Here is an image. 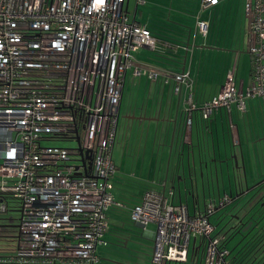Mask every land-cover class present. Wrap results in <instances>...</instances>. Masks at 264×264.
I'll list each match as a JSON object with an SVG mask.
<instances>
[{"label": "built area", "instance_id": "1", "mask_svg": "<svg viewBox=\"0 0 264 264\" xmlns=\"http://www.w3.org/2000/svg\"><path fill=\"white\" fill-rule=\"evenodd\" d=\"M125 3L0 0V214L18 215L14 245L0 249V264L97 261L110 209L125 208L114 199L109 179L116 173L112 152L128 70L151 81L170 78L172 92H184V138L196 109L207 121L218 110L229 112L232 104L243 111L247 99H264V0H247L244 6L252 85L237 88L231 70L220 91L199 108L188 72L135 60L134 52L154 49L157 41L145 26L129 20ZM208 27L206 21L196 23L203 36ZM53 139L76 145L46 144ZM227 201L224 195L219 204ZM213 210L209 203L192 214L187 205L148 189L128 213L142 229L154 226L151 264L186 263L191 238L201 242L204 264H229L209 222Z\"/></svg>", "mask_w": 264, "mask_h": 264}, {"label": "crops", "instance_id": "2", "mask_svg": "<svg viewBox=\"0 0 264 264\" xmlns=\"http://www.w3.org/2000/svg\"><path fill=\"white\" fill-rule=\"evenodd\" d=\"M202 1L196 0L195 21L196 23L198 20L206 21L209 24L208 31L205 36L201 34L203 36L202 45L194 44L192 46L194 55L190 61L186 60V54L185 62L180 67L182 68L184 65V72H188V76L193 82L191 92H193V101L197 104V108L201 102L210 100L220 91L227 73L236 64L238 66L242 53L247 54V61H244L243 56V66L240 71H234L235 85L243 91L252 85L250 55L247 50L248 26L244 13L247 0H217L214 5L207 7L203 6ZM159 4L166 6L167 0H161L157 4L159 8H164ZM156 15L152 18L153 24L157 23ZM128 18L140 25L148 26L137 20L136 16L133 18L128 14ZM217 19L218 24L215 29L214 22ZM221 42L224 45H221ZM173 47L174 45L163 40L158 41L153 49V59H149L147 63L157 67L166 64L168 67L173 66L175 70L182 72L178 63L168 61L166 58L167 55L178 52L183 60L185 50L179 47L174 52ZM196 47H199V51L195 54ZM190 48L191 46L189 50ZM216 56H218L217 59H221L220 67L214 65L213 59ZM136 77H138L137 82L134 79ZM132 79L134 80H132L131 94L134 97L132 103L134 107L128 108L124 112V119L130 127V135L126 142L127 150L125 149L124 152H128L132 159H141L143 164L148 163V168L151 167L152 185L148 189L159 191L164 195L167 191L168 201L187 205L188 211L193 214L201 211L209 198L217 199L223 193L234 196V193L237 192L236 189L242 186L245 191L247 187H251L258 176L264 175V100L260 97L247 99L243 111H239L232 104L229 112L225 109L218 110L207 121L200 118L197 109L194 110L192 113L193 122L184 138L182 133L185 120L183 109L186 103L184 92L180 95L174 94L170 78L167 82L165 79L151 81L141 74L133 76ZM122 95L123 88L121 100ZM139 95L143 97L141 102L137 99ZM121 100L118 105L119 116ZM230 122L234 125L232 131L229 130ZM132 128L136 134L133 133ZM123 141L124 138L119 139V143ZM190 153L192 154L190 155ZM122 156L124 153L121 152ZM114 163L116 172L120 171V166H117L116 161ZM223 163L227 167V181L224 178ZM187 165H189V170ZM205 165L208 169L205 168ZM229 168H231L232 174ZM209 170L211 172L216 170V177L213 174L211 177L207 176ZM243 171L246 174V179L243 178ZM189 177L197 183V188L189 185ZM181 179L183 184H181ZM199 184L201 190L198 188ZM183 188L185 194H183ZM189 195L193 199L192 209L188 206ZM200 197L203 199V206L198 205ZM115 200L124 205V202L116 197ZM122 211L117 207L110 209L107 231L113 234L130 227L131 232L141 237L142 235L138 231L140 225L137 224L138 227L133 228L128 222L120 221L118 214ZM127 218L130 222L129 214ZM150 228L152 231L147 232L151 236L154 226L151 224ZM145 234L148 235V233ZM136 240L135 244H138L139 239L136 238ZM136 252L140 257L139 248ZM188 253L190 258L186 263L181 264H204L202 245L198 238H191Z\"/></svg>", "mask_w": 264, "mask_h": 264}, {"label": "rangeland", "instance_id": "3", "mask_svg": "<svg viewBox=\"0 0 264 264\" xmlns=\"http://www.w3.org/2000/svg\"><path fill=\"white\" fill-rule=\"evenodd\" d=\"M161 0H128V7H127V12L130 16L135 15L137 20L143 22L144 24L148 25L150 28H154L153 26V21L152 18L155 17L156 15V22L159 24L163 25H170L173 27L171 22H168L163 19H168L169 14H171V19H175L178 17V14L175 12V10L170 11V0H167V5L163 6V4H159L164 8H159L157 4ZM138 2V3H137ZM137 3V5H136ZM221 4V3H220ZM219 4V5H220ZM135 5H136V10H135ZM172 5L176 7V5H179L178 0H173ZM174 9V8H173ZM183 11H186L181 19L183 21V24L186 26V32L189 31V39H190V50L189 47L187 48V59L189 60L192 58L194 54L193 52V45H202L203 44V36L198 32L196 35V21L195 17L196 15L195 10H196V0H183L182 4V9ZM142 12V14H139ZM150 17V19H148ZM215 21V20H214ZM218 24V19L216 22H214V27L215 29L217 28ZM180 28V27H179ZM155 37L159 41H164L163 34L159 29H154ZM196 36V37H195ZM196 38V39H195ZM195 39V40H194ZM221 45H224L223 42H221ZM189 50V51H188ZM154 50L151 51V49H140L138 52H134L133 55L137 60H141L143 62H149V59H153V53ZM197 51H199V47L195 48L194 53L196 54ZM170 55V54H169ZM243 56H244V61H247V54L242 53L241 58L239 59L238 66L232 67V69L239 70L243 66ZM218 56H216L213 59L214 65L217 67H220V61L221 59H217ZM231 69V70H232ZM133 73L130 70L127 71L126 73V80L123 86V95H122V100L120 104V116H119V121H118V127H117V135H116V142L114 145V150H113V155L112 159L113 162L116 161L117 166H120V171L116 172L115 175L110 177L109 183L111 184L110 191L115 199V197L122 202H124L125 208L122 209L123 211L118 215H120V221H126L130 224L128 220V210L129 207L136 204L140 197L142 196L143 192L148 190V187L152 185V174L151 172V167L148 168V163H144L141 159H132L131 155H129L128 152H124L126 148V142L129 138V124L126 123V119H124L125 111L128 108L134 107L133 99L134 97L132 93V80L135 79V82H137V78L132 79ZM137 99L141 102L143 97L141 95L137 96ZM264 100L263 98H260ZM133 133L136 134V131L134 128H132ZM132 134V132H131ZM144 135V133H143ZM141 134V137L143 136ZM140 137V138H141ZM206 137V136H204ZM123 139L124 141L122 143H119V139ZM47 145H54V146H59V147H64L68 149H73L76 145V143L72 140L69 139H53L52 141H48L46 143ZM122 147V148H121ZM123 149V150H122ZM121 152L124 153V156L121 157ZM225 167L224 171V178L227 181L228 176H227V167L226 164H222ZM153 171V168H152ZM229 171L231 173V168H229ZM232 174V173H231ZM157 176V175H156ZM211 177V175H210ZM181 184H183V180L181 179ZM199 190H201L200 184L198 185ZM182 190V188H181ZM183 194L184 188H183ZM168 193L166 191L165 197H167ZM183 196V195H182ZM189 203L188 206L190 209H192L193 206V199L189 195ZM136 202V203H135ZM203 199L200 197L198 200V205L203 206ZM110 213V211H109ZM108 213V215H109ZM13 218L15 219L12 221L10 227H3L8 223V219ZM228 218V215L225 214V211H218L216 214L210 216L211 223L213 226L216 227V230H214V234L220 231L222 234V229H224V224L226 222V219ZM18 223V215L15 212H9L7 214H0V234H6L7 237L5 240L0 241V247H5V246H13L14 243L11 241L12 237L15 236L14 232V225H17ZM128 223H125L127 226H130ZM234 222L232 221V225ZM135 228L138 227L134 225ZM151 224L146 226L144 229H138L140 234L142 235L141 237L138 236L139 243L135 244L137 241L134 233H132L129 228L126 230H123L121 232H116V233H109L108 231L105 232L103 236V244H101L97 248V254H99V260L96 264H150V255L152 252L153 248V242L150 236V233L147 231H152L150 228ZM148 233L146 235L145 233ZM220 235V234H219ZM221 236V235H220ZM237 237L232 236L231 238L228 239L227 241V246L229 249L233 250L235 247V244H237ZM140 249V257L135 260L132 259L135 256L139 255L136 250ZM136 252V253H135ZM133 256V257H132ZM190 257H188L189 259ZM119 261L123 263H119Z\"/></svg>", "mask_w": 264, "mask_h": 264}, {"label": "trees", "instance_id": "4", "mask_svg": "<svg viewBox=\"0 0 264 264\" xmlns=\"http://www.w3.org/2000/svg\"><path fill=\"white\" fill-rule=\"evenodd\" d=\"M172 1L173 0H170V5H171L170 11L175 10V12L178 14V17L175 19H171V14H169V17H168L169 20L167 19H163V20L171 22L173 27H171L170 25L159 24L157 22L153 24L154 26L153 29L150 28L149 26H146V28L149 30L152 36L155 35L154 29H159L164 35L162 37L164 40H168L165 37L166 34L175 33L178 35L177 37L179 39V43L183 45L185 36H186V26L183 24L181 17L186 11L181 10L183 0H178L179 5H176V7L172 5ZM178 24L180 25V28L179 26H177ZM176 53L167 55L166 58L168 59V61L178 63L179 69H181L180 67L183 61L181 59L182 56L181 54L179 53L176 54ZM158 68L163 69L168 72H172V73H180V71H177V69L176 70L174 69L175 67L172 66L170 68L166 64L165 66L161 65ZM251 69L252 67L250 65V72H251ZM258 178L263 180L264 175L263 176L260 175V177L258 176ZM236 190H237V193L243 192L242 186ZM224 195L228 196V201L224 203L223 205L219 204L220 198H222ZM209 203H213L214 205V210L212 214L209 215L210 223H211L210 216L216 214L218 211H221V210L225 211V214L228 215V218L226 219V222L224 224L225 227L224 229L221 230L222 234L220 233V231L214 234L215 236L221 238L222 246L230 251L231 255L229 259H227L228 263L229 264H264V182L260 183L258 186L252 189L245 196H237V198L235 199H234V196L229 193H223L217 199L209 198V200L204 204V208L201 211L199 210V212H203ZM129 208H131V206ZM229 214H233L234 219H233V216ZM236 216H238V218H236ZM232 221L234 222V228L231 227ZM130 224L133 226V228L135 227L134 226L135 223H132L131 220H130ZM211 225L213 226L212 223ZM243 226L244 228H242ZM213 228L214 230H216L215 226H213ZM134 236L135 238H138L139 235L134 233ZM232 236H236V237L240 236L233 250L229 249L227 246V241ZM0 249H3V248L0 247ZM152 252H153V249H152ZM152 252L150 255V264H151ZM188 257H189V253H188ZM134 258L135 260H137L139 256H135ZM98 260H99V254H97V261L94 264H96Z\"/></svg>", "mask_w": 264, "mask_h": 264}, {"label": "water", "instance_id": "5", "mask_svg": "<svg viewBox=\"0 0 264 264\" xmlns=\"http://www.w3.org/2000/svg\"><path fill=\"white\" fill-rule=\"evenodd\" d=\"M127 4H128V0H126V5H124V8H125V10H127ZM135 17V15H133V18ZM176 23V22H175ZM177 24V23H176ZM177 26H179L180 27V25L178 24ZM164 36V35H163ZM178 35L177 34H175V33H171V34H166L165 35V37L168 39V40H164V42H167V43H170V44H172V45H174V49L175 50H173L174 52L179 48V47H181V48H183L184 50H185V52H184V55H183V61H182V64H184V62H185V58H186V54H187V52H186V50H187V48L190 46V44H189V31L188 32H186V36H185V40H184V43H183V45H181L180 43H179V39H178V37H177ZM155 39H156V41H157V43H158V39L155 37V36H153ZM169 40H171V41H169ZM157 45V44H156ZM151 50H153V49H151ZM143 62V61H142ZM144 63H146V62H144ZM146 64H148V63H146ZM148 65H150V64H148ZM150 66H152V65H150ZM184 66V65H183ZM182 66V68H181V71L183 72L184 71V67ZM154 67H156V68H158L156 65H154ZM158 69H160V68H158ZM161 70H163V69H161ZM78 141V140H77ZM192 153H190V155H191ZM189 155V156H190ZM188 156V157H189ZM236 163V162H235ZM187 167H188V170H189V165H187ZM205 168L206 169H208L207 168V165H205ZM194 174H195V172H193ZM214 175L215 177H216V175H217V171L215 170V171H213V172H211L210 170L207 172V176H209V175ZM200 175H202V173L200 172ZM246 174H245V172L243 171V178H245L246 179V176H245ZM202 177V176H201ZM209 178V177H208ZM189 185H193V186H195V188H197V183H195V182H193V180H192V178L190 179V177H189ZM255 187L254 186H252V187H247L246 188V190L245 191H243V192H240V193H235V195H234V199L235 198H237V196H245L247 193H249L252 189H254ZM236 218H238V216H236ZM6 227H10L11 226V224L9 223V224H7V225H5ZM225 227V226H224ZM153 249V248H152Z\"/></svg>", "mask_w": 264, "mask_h": 264}, {"label": "flooded vegetation", "instance_id": "6", "mask_svg": "<svg viewBox=\"0 0 264 264\" xmlns=\"http://www.w3.org/2000/svg\"><path fill=\"white\" fill-rule=\"evenodd\" d=\"M263 181H264V179L261 180V179L257 178L256 181H255L253 184H251V187H252V186L256 187V186H258L260 183H263ZM249 187H250V186H249ZM229 215L233 216V219H234V215H233V214H229ZM231 219H232V218H231ZM233 219H232V220H233ZM231 227L234 228V224H233ZM236 227H237V225H236ZM242 228H244V226H243ZM242 228H241V230H242ZM0 236H1V238H0L1 241H3V240L6 239V238L4 237V236H6V235L1 234ZM238 238H240V236L237 237V239H238ZM227 251H228L227 259H229V257H230L231 254H230V251H229L228 249H227Z\"/></svg>", "mask_w": 264, "mask_h": 264}]
</instances>
